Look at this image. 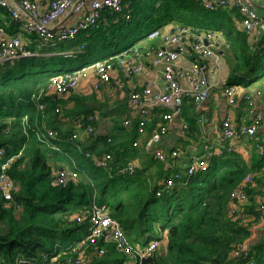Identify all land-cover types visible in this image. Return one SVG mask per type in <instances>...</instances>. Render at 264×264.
I'll return each mask as SVG.
<instances>
[{
    "label": "trees",
    "instance_id": "16d2710c",
    "mask_svg": "<svg viewBox=\"0 0 264 264\" xmlns=\"http://www.w3.org/2000/svg\"><path fill=\"white\" fill-rule=\"evenodd\" d=\"M234 12L238 20L232 19ZM102 13L108 22L99 28L44 44L35 33L22 31L19 22L0 7L5 37L24 32V46L34 52L0 62V146L5 148L0 164L12 159L8 173L13 180L12 198L0 193V264H38L45 254L64 264L69 256L80 254L83 264H121L126 255L115 247L109 232L97 245L87 238L94 204L107 206L134 246L140 239L144 240L141 247L154 239L161 241L143 264H264V225L254 230L264 201V154L253 146L246 153L225 152L211 160L208 171L185 176L165 190L162 180L171 170L143 147L133 146L138 126L135 122L125 125L132 109L127 97H119L115 78L97 89L92 82L90 96L83 95L78 86L58 93L50 80L76 62L82 65L120 52L153 28L182 24L221 32L222 85L240 90L246 87H238L236 79L264 74V35L256 38L235 28L241 19L237 8L209 10L203 0H132L123 13L110 8ZM121 82L130 92L127 79ZM33 94L41 96L33 98ZM188 107H183L181 115L189 122L186 136L192 138L197 119ZM236 109L240 121L242 108ZM152 121L146 126L148 135L157 117ZM89 126L94 128L91 133H87ZM37 127L56 131L51 141L57 147L41 141ZM107 153L113 155L107 168L93 164L94 157ZM74 162L87 176L57 183V170L73 169ZM129 162L136 165L132 173L126 169ZM251 173L248 199L232 214L231 193ZM158 189L163 190L160 196ZM81 213L84 219L78 221ZM248 239V255H235L233 250ZM101 246L106 250L103 254L98 253Z\"/></svg>",
    "mask_w": 264,
    "mask_h": 264
},
{
    "label": "built area",
    "instance_id": "2783aa9c",
    "mask_svg": "<svg viewBox=\"0 0 264 264\" xmlns=\"http://www.w3.org/2000/svg\"><path fill=\"white\" fill-rule=\"evenodd\" d=\"M203 1L209 10L219 7L237 8L241 14V29L252 37L258 38L264 35V14L260 13L250 0ZM131 2L132 0H48V5L44 9V5L39 0H0V7L5 8L12 18L19 22L22 31L35 33L44 44H55L75 38L81 30L99 28L102 23H107L108 17L102 13L103 9L110 8L113 13H123ZM127 10L126 18L130 19L131 10ZM69 12L79 14L78 20L68 24L61 23ZM2 34H5V31L0 28V62L34 54L25 48L20 33L9 37ZM220 36L222 37L221 32L214 29L193 25L174 24L164 28H153L143 38L118 53L87 61L72 72L54 73L50 77L52 90L66 93L68 89L78 86L82 79L88 78L90 73H96L93 87L97 89L100 85L117 78L121 72L131 87V91L127 92L125 84L120 79L117 82L118 93L128 98L132 109V117L125 119V125L132 126L135 122L139 132V137L134 140L133 146L143 147L156 160L167 164L171 171L163 177L162 184L165 190H169L185 176L192 177L208 171L214 157L221 156L225 152L241 151L243 144L240 142L250 145L247 141L250 138L255 141L258 151L264 154V144L260 142L259 134V129L264 124V111L255 112L253 100L255 97L251 93L245 97L240 121L234 112L223 116L218 128L219 139L208 141L202 138L199 142L189 143L186 146L166 143V138L174 128L173 124L181 118L184 106H197L215 96V90L221 83L205 62L218 58L216 47ZM190 52L195 58L185 64ZM136 77L139 78V83L132 84L133 78ZM221 90L228 105L235 106L239 89L231 84H225L221 85ZM256 93L257 96H263L261 90H256ZM40 96L41 94H33V98ZM43 107V103L39 104L40 109ZM154 117H157L158 122L148 135L146 126ZM93 118V115L89 116L90 120ZM201 121L199 119V122ZM188 127L189 124L181 120L176 128L177 136L179 138L183 136L187 140ZM44 129V127L36 128L39 139L48 145L56 146L51 141L56 138V131L53 129L43 131ZM93 131L92 126L87 128V133ZM77 132L74 134L75 137ZM163 141L165 147L161 146ZM192 144L196 149L190 152L189 148ZM4 153L5 148L0 146V155ZM171 159L174 161H170ZM11 160L8 159L0 164V193L6 199L12 198L13 180L8 173ZM112 160L113 155L107 153L94 157L93 164L107 168ZM73 164V169L68 167L57 170L55 173L57 183L65 184L70 180L87 176L84 168H79L75 162ZM178 167L180 170L176 169ZM135 168V163L129 162L126 169L132 173ZM252 181L253 173L247 174L238 188L232 191L230 213L237 214L240 205L247 201L246 185ZM162 193V189L156 191L157 196ZM89 214L90 228L87 238L90 244L97 245L99 239L109 232L115 247L126 255L121 264H143L145 257L161 244L159 239H154L145 247L134 246L125 230L109 214L106 205L94 204ZM84 215V213L79 214L77 220L82 221ZM262 225H264V201L260 204L258 224L254 226V230ZM249 240L240 243L233 250L234 254L247 256L250 250ZM105 251L101 246L98 253L103 254ZM83 262L84 257L80 254L69 256L65 263L83 264ZM38 264H64V262L50 259L45 254Z\"/></svg>",
    "mask_w": 264,
    "mask_h": 264
},
{
    "label": "crops",
    "instance_id": "0c3cea01",
    "mask_svg": "<svg viewBox=\"0 0 264 264\" xmlns=\"http://www.w3.org/2000/svg\"><path fill=\"white\" fill-rule=\"evenodd\" d=\"M42 2V5H44V9L47 7L48 5V0H39ZM252 2V4L254 6H256V8L258 9V11H260V13L264 14V0H250ZM204 2V1H203ZM79 18V14L76 13H72L69 12L67 14V16L62 20L61 23L64 24H68V23H73L76 20H78ZM232 19H237L238 20V14L237 13H233L232 15ZM231 20V19H229ZM240 23V22H239ZM235 28H240V25L238 26V24L236 23L234 25ZM235 31V30H234ZM2 36H5V34H2ZM22 39L23 41L25 40L23 37L27 36L24 33H21ZM223 35L222 38L220 36V38L218 39L219 42V50L221 49V51H218V43H217V51L219 53L218 58H213L210 59L208 61L205 62V64L207 65L208 69L210 70L211 66H215L218 68V71L214 72L213 70H211L215 77L218 78L220 81V86L218 88H216L215 90V96L213 98H211L210 100H207L205 102H203L200 105H187V106H191L188 107L187 109L191 108L192 113L195 114L196 119H197V130L196 133L194 135V137L189 138L187 136V140H189V143H193L195 144L196 142H199L202 138L211 141V140H217L219 139V124L223 118L224 115L230 114L231 112L236 113V111L238 109L237 106L240 108L243 107L244 105V100L245 97L248 94H252L255 98H253L254 100V109L255 112L256 111H264V80L261 83V86H252L251 84H249L248 86H245L246 88L240 89L238 90V101L236 103L235 106L231 107L228 105L225 96L222 94V90H221V85H222V80H223V76L225 74V71L223 69V61H222V46H223ZM221 40V41H220ZM195 58V55L193 53H188L187 55V59L185 60V64L189 63L190 60H193ZM122 75L120 74L117 78L114 79V84H116L118 82V80H122ZM94 80V75L93 73L90 74V76L84 80H82L79 85H78V90L80 92L83 93V95L85 96H90L92 94L93 89L91 88L92 82ZM134 84V83H132ZM256 90H261L263 92V96H257ZM240 91V92H239ZM124 97L123 95L120 94L119 97ZM242 103V104H241ZM193 108V109H192ZM241 115H242V111H241ZM237 116V115H236ZM156 119V117H155ZM199 119H201L202 121L199 122ZM238 119V118H237ZM184 121L187 122L189 124V122L185 119V117H183L181 115V118L178 119V122L174 123V128L172 129L170 135L166 138V143L168 145H170L171 143H177L179 137L176 134V128L179 124V122ZM155 121H152V123H154ZM200 127V130H199ZM104 129V128H103ZM259 134L261 136V140L260 142H262L264 144V124L262 126V128L259 129ZM250 145H246L245 142H240L243 144V148L241 149L240 152H244L246 153L247 150H250V148L253 146L256 148L255 146V141L250 138L247 140ZM195 142V143H194ZM178 144V143H177ZM193 144L190 146V152L195 151V147L193 146ZM161 146L165 147V141H163V143L161 144ZM256 150L258 151V149L256 148Z\"/></svg>",
    "mask_w": 264,
    "mask_h": 264
},
{
    "label": "rangeland",
    "instance_id": "374dc122",
    "mask_svg": "<svg viewBox=\"0 0 264 264\" xmlns=\"http://www.w3.org/2000/svg\"><path fill=\"white\" fill-rule=\"evenodd\" d=\"M24 33V32H23ZM88 61H92V60H88ZM81 65V63H78V62H76V63H74L73 65H72V67H68V68H62L61 70H60V72H66L67 70H69V69H71V68H76V67H79ZM210 70H213L214 72H216V71H218V68L217 67H215V66H211L210 67ZM86 79V78H85ZM82 80H84V79H82ZM81 80V81H82ZM263 80H264V74L263 75H261V74H259V73H251L249 76H247V77H240V78H238V79H236V81H235V83L237 84V86L238 87H245V86H248L247 84H251L252 86H261V83L263 82ZM80 81V82H81ZM139 78L138 77H136V78H133V83L134 84H137V83H139ZM106 109H108L107 107H106ZM105 109V110H106ZM179 145H181V146H186L187 144H189V140H186V139H184V137L182 136V137H180L179 139H178V142H177ZM139 245H141V244H143L144 243V240H142V239H140L139 240Z\"/></svg>",
    "mask_w": 264,
    "mask_h": 264
}]
</instances>
